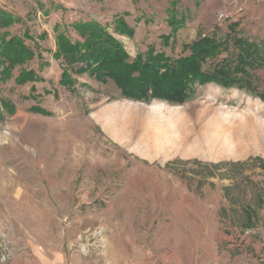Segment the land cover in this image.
Wrapping results in <instances>:
<instances>
[{"label": "rangeland", "instance_id": "374dc122", "mask_svg": "<svg viewBox=\"0 0 264 264\" xmlns=\"http://www.w3.org/2000/svg\"><path fill=\"white\" fill-rule=\"evenodd\" d=\"M54 2L0 0L23 19L7 31L54 36ZM128 2L129 20L164 16L150 25L153 40L114 33L107 5L81 12L132 60L149 47L177 60L190 54L185 45L213 33L223 40L233 24L234 36L264 44V0H137L140 12ZM235 6L243 12L219 25L217 14ZM174 11L187 23L166 43L160 34ZM48 59L36 56L0 84V264H264V67L251 72L254 95L211 83L182 104H147L77 74L85 64ZM65 69L75 81L68 87ZM26 70L45 82L18 84ZM236 134L244 141L229 138Z\"/></svg>", "mask_w": 264, "mask_h": 264}, {"label": "trees", "instance_id": "16d2710c", "mask_svg": "<svg viewBox=\"0 0 264 264\" xmlns=\"http://www.w3.org/2000/svg\"><path fill=\"white\" fill-rule=\"evenodd\" d=\"M178 15L174 11L169 21L171 35L162 37L166 43L176 37L186 22L183 18L178 19ZM124 16H129V13ZM124 16L114 20V33L132 38L135 31L127 25ZM14 24H23V19L0 10V84L8 83L16 68L24 66L36 56L40 59L39 44L48 38L47 33L33 37L28 28L23 35H12L7 30ZM236 28V24L230 25V35L223 40L213 33L200 37L191 45H185L184 50L190 54L177 60H171L165 52H156L152 47L132 60L107 26L96 20L80 21L71 26L57 25L54 28L56 51L53 58L65 61L69 67L85 64L84 68H78L75 72L88 73L102 83L112 81L120 89L122 98L135 102L149 104L157 99L182 104L194 98L198 86L211 83L254 95L257 94V88L251 72L264 67V44L234 36ZM71 29L79 40L72 39ZM29 41L34 48L27 44ZM223 54L228 56L219 60ZM209 63L211 66L206 69L205 65ZM63 71L60 84L63 87L75 84L68 69ZM16 82L45 81L35 71L26 70L19 73ZM35 111L50 114L41 108ZM244 211L247 215L250 209L245 207Z\"/></svg>", "mask_w": 264, "mask_h": 264}, {"label": "crops", "instance_id": "0c3cea01", "mask_svg": "<svg viewBox=\"0 0 264 264\" xmlns=\"http://www.w3.org/2000/svg\"><path fill=\"white\" fill-rule=\"evenodd\" d=\"M128 1L129 0H104L103 2L99 3L97 0H56V2H54V5L51 4L49 6V9L53 8L54 10L58 11V12H56V14L58 16L60 15V17H58L57 22L55 23V26H54V28H55L57 25L71 26L74 23H77V22H80V21L92 20V19L88 18V16H86L87 14H84V13L81 12V11H84V12L88 11L93 6L92 4H96V5L98 4L99 8H105L106 5L109 6V8L111 10H113L112 19H116L117 17H121V16H124V14L129 13V12H125L126 10H124L125 7L128 6V3H129ZM132 1L134 2L133 3L134 8L136 7L137 10L140 12L141 8H140V5L138 6V4L136 2L137 0H132ZM59 4L63 5L64 7L59 6ZM38 7H39V9L41 11H44L45 14H49L50 11L47 10L48 5L43 3V1H39ZM75 7H76V9H75ZM68 9L70 10L69 12L73 13V14L70 15L71 16L70 17V19H71L70 25L66 22V20L68 19V15H67L68 14ZM115 11H117V12H115ZM142 12L138 13L135 16H132L130 18V20L128 19V17H130L131 14H130V16H127V17L125 16L124 17L126 23L128 24V26L133 28L134 31H135L134 32V36L131 39H133V38L136 39V38L139 37L143 41L153 40L151 38V36L153 34H152V31H151L150 25H158V22H160L158 20L159 19L162 20L164 16L157 15V14H154V13H150L149 14L146 11L144 13H142ZM180 14H181V18H182V16H184L183 13H179V15ZM167 18L169 19V16ZM150 19L151 20H155V24H151V23L147 24L146 23L147 20H150ZM98 20H100V19H98ZM166 23H167V25H166L167 29L164 30L163 33L160 34L161 38L163 37L162 35H167V36L171 35V28L169 26V22H166ZM184 27H185V24L178 31V33L182 29H184ZM54 28H53V32H54ZM70 33H71V31H70ZM55 36H56L55 32H54V36L48 34V38L45 41L40 42L39 47H38V50H39L38 53L40 54V56L42 58L46 57L48 62L50 61L49 64H51V60L48 59V58L49 57L53 58V54L56 51ZM42 43H43V49L41 47ZM46 45H48V47Z\"/></svg>", "mask_w": 264, "mask_h": 264}, {"label": "built area", "instance_id": "2783aa9c", "mask_svg": "<svg viewBox=\"0 0 264 264\" xmlns=\"http://www.w3.org/2000/svg\"><path fill=\"white\" fill-rule=\"evenodd\" d=\"M243 10V7L235 6L234 8H231L229 10L220 11L217 14V23L221 25L228 21H231L236 14L243 12Z\"/></svg>", "mask_w": 264, "mask_h": 264}, {"label": "bare ground", "instance_id": "6f19581e", "mask_svg": "<svg viewBox=\"0 0 264 264\" xmlns=\"http://www.w3.org/2000/svg\"><path fill=\"white\" fill-rule=\"evenodd\" d=\"M179 109H180V108H179ZM224 116H225V115H224ZM222 117H223V116H222ZM234 117H236V116H234ZM197 121H198V120H197ZM235 121H236V120H235ZM236 122H237V121H236ZM236 122H235V124H236ZM237 125H238V124H237ZM223 127H224V126H223ZM221 129H223V128H221ZM236 131H238V130H236ZM198 132H199V131H198ZM233 132H235V131H233ZM165 133H166V132H165ZM227 133H228V132H227ZM244 133H245V132H244ZM162 134H163V133H162ZM219 134H220V133H219ZM221 134H222V133H221ZM250 134H251V133H250ZM165 135H166V134H165ZM209 135H210V134H209ZM234 135H235V134H234ZM236 135H237V136H231V137L229 136V138H230L233 142H235V141H237V140L240 141V140L242 139V136H241L240 134H236ZM244 136H245V135H244ZM244 136H243V137H244ZM161 137H162V136H161ZM223 137H224V136H223ZM239 137H241V139H237V138H239ZM225 138H226V136H225ZM234 138H236V139H234ZM249 138H250V136H249ZM157 139H158V138H157ZM181 139H182V138H181ZM233 139H234V140H233ZM244 139H245V138H244ZM250 139L253 140L252 138H250ZM251 140H250V141H251ZM177 141H178V140H177ZM217 141H218V140H217ZM219 141H220V140H219ZM242 141H244V140L242 139ZM242 141H241V142H242ZM224 143H225V142H224ZM246 143H247V141H246ZM218 145H220V144H218ZM229 145H231V143H230ZM229 145H228V146H229ZM236 145H238V144H236ZM216 146H217V145H216ZM229 147H231V146H229ZM238 147H239V145H238ZM205 148H206V147H205ZM215 148H216V147H215ZM234 149H235V148H234ZM215 150H216V149H215ZM229 150H230V149H229ZM240 150H241V149H240ZM237 151H239V150H237ZM180 152H181V151H180ZM221 152H222V150H221ZM229 152H230V151H229ZM229 152H228V153H229ZM219 153H220V152H219ZM222 153H223V152H222ZM228 153H227V154H228ZM238 153H240V152H238ZM205 154H207V151H206ZM233 154H234V153H233ZM235 154H236V151H235ZM228 155H230V154H228ZM231 155H232V154H231ZM232 156H234V155H232ZM207 157H208V156H207Z\"/></svg>", "mask_w": 264, "mask_h": 264}]
</instances>
